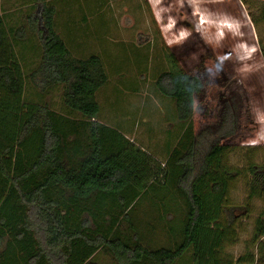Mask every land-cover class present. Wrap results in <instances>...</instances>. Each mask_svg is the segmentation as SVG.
<instances>
[{"label": "trees", "instance_id": "obj_1", "mask_svg": "<svg viewBox=\"0 0 264 264\" xmlns=\"http://www.w3.org/2000/svg\"><path fill=\"white\" fill-rule=\"evenodd\" d=\"M46 1L36 0L40 19H30L41 48L31 78L41 89L63 84L64 105L83 119L23 101L22 71L0 15V264H90L100 249L116 264H173L189 247L193 264H264L253 257L224 258L223 247L235 237L229 223L219 220L230 188L224 159L254 134L257 120L264 117V65L260 82L251 89L237 84L225 59L228 43L213 41L211 33L206 39L198 31L192 40L202 51L194 62L188 60L189 40L165 54L170 66L155 85L187 122L163 166L164 186L174 189L182 216L177 240L156 244L151 237L145 242L150 229L144 232L132 223L124 231L118 225L139 195L130 198L133 186L146 185L160 165L153 161L151 168L152 159L142 149L96 120L95 92L106 80L100 59L70 55L54 29L55 8ZM260 16L264 18V3ZM245 26L250 36L249 21ZM205 60L213 62L214 73ZM253 238L260 240L264 255L261 219Z\"/></svg>", "mask_w": 264, "mask_h": 264}, {"label": "rangeland", "instance_id": "obj_2", "mask_svg": "<svg viewBox=\"0 0 264 264\" xmlns=\"http://www.w3.org/2000/svg\"><path fill=\"white\" fill-rule=\"evenodd\" d=\"M1 1L3 23L11 35L22 71L23 101L45 105L70 119H83L64 105L63 84L41 89L31 78L40 61L41 48L30 19H40L41 6L36 0H15L11 5ZM46 2L55 8L54 29L70 55L81 59L95 55L100 59L106 80L95 92L99 105L96 120L142 149L152 159L151 168H154V162L160 165L158 174H150V187L144 181L133 186L130 198L134 193L139 195L118 228L129 231L132 223H136L144 232L150 229L145 242L154 240L156 244H166L168 238V243H172L178 238L176 227H179L178 219L182 215L177 209L179 199H176L174 189L164 186L167 170L163 166L168 154L177 146L187 122L178 117L172 99L159 93L155 80L170 66L165 54L180 47L184 41H190L187 48L190 62L200 54L202 49L192 40L193 33L198 31L205 38L211 33L213 41L228 43L225 59L229 70L237 84H246L247 89H251L260 82L259 71L264 65V18L260 16L264 0ZM235 6L237 9L233 10ZM198 7H204L207 12L201 14ZM247 21L251 27L250 36L245 26ZM18 29H22L21 35L16 33ZM15 33L16 37H12ZM204 63L210 73L215 72L213 62L205 60ZM256 124L254 134L242 139L224 159L229 170L230 188L219 220L222 225L228 222L234 233V241L225 245L222 251L224 258L232 261L239 256L253 257L255 261L264 259L259 253L260 240L253 238L257 219L264 222V117ZM84 205L91 207L89 203ZM82 218L88 220L92 229L95 227L86 212L82 213ZM104 218L107 219L106 213ZM97 222L102 223L99 218ZM169 226L173 230L169 231ZM191 252L189 247L173 264H193ZM89 262L116 264L102 249Z\"/></svg>", "mask_w": 264, "mask_h": 264}, {"label": "crops", "instance_id": "obj_3", "mask_svg": "<svg viewBox=\"0 0 264 264\" xmlns=\"http://www.w3.org/2000/svg\"><path fill=\"white\" fill-rule=\"evenodd\" d=\"M5 1L8 3V5H11L12 3H14L15 0H5ZM1 2H3V0ZM1 14H3V13L0 11V15Z\"/></svg>", "mask_w": 264, "mask_h": 264}]
</instances>
